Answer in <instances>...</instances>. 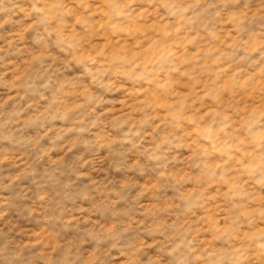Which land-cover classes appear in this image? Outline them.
Wrapping results in <instances>:
<instances>
[{
	"label": "rangeland",
	"instance_id": "obj_1",
	"mask_svg": "<svg viewBox=\"0 0 264 264\" xmlns=\"http://www.w3.org/2000/svg\"><path fill=\"white\" fill-rule=\"evenodd\" d=\"M0 264H264V0H0Z\"/></svg>",
	"mask_w": 264,
	"mask_h": 264
}]
</instances>
